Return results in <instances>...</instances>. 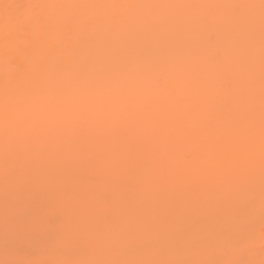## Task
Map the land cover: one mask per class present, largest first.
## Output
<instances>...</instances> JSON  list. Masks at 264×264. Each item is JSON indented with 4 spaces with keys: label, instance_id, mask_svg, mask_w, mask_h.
<instances>
[{
    "label": "bare ground",
    "instance_id": "1",
    "mask_svg": "<svg viewBox=\"0 0 264 264\" xmlns=\"http://www.w3.org/2000/svg\"><path fill=\"white\" fill-rule=\"evenodd\" d=\"M0 264H264V0H0Z\"/></svg>",
    "mask_w": 264,
    "mask_h": 264
}]
</instances>
